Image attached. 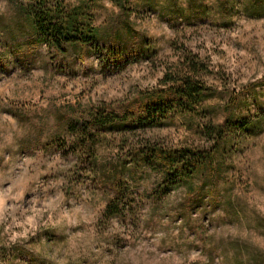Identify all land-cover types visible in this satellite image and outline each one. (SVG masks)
Wrapping results in <instances>:
<instances>
[{
    "label": "rangeland",
    "instance_id": "1",
    "mask_svg": "<svg viewBox=\"0 0 264 264\" xmlns=\"http://www.w3.org/2000/svg\"><path fill=\"white\" fill-rule=\"evenodd\" d=\"M23 1L0 0V264H264V0H93L96 41L69 45L63 56L30 43ZM125 24L128 56L108 64L101 46ZM188 53L206 65L198 75L212 88L200 113L134 136L206 147L213 143L206 127L225 125L219 171L182 215L173 208L191 193L186 186L153 210L105 221L106 196L88 179L84 157L48 139L65 129L59 119L69 109L118 110L137 91L158 87ZM243 120L251 125L236 126ZM106 141L102 162L132 137L107 133ZM154 178L145 176L142 188Z\"/></svg>",
    "mask_w": 264,
    "mask_h": 264
},
{
    "label": "trees",
    "instance_id": "2",
    "mask_svg": "<svg viewBox=\"0 0 264 264\" xmlns=\"http://www.w3.org/2000/svg\"><path fill=\"white\" fill-rule=\"evenodd\" d=\"M92 1L78 0L73 5H67L64 0L19 3V12L27 19L31 30L30 43L35 46L45 43L55 54L63 56L69 45L85 47L95 42L99 30L91 18ZM255 14L250 13L259 16ZM129 26L125 24L115 33V40L101 46L102 59L106 63L118 64L128 56L121 48L120 38L123 32L131 30ZM182 62L178 70L164 73L158 87L137 91L128 101L122 102L118 110L109 105L91 106L80 114L75 113L74 108L69 109L59 119L65 129L59 131L57 126V131L48 139V145L66 148L77 158L84 157L88 179L106 196L102 212L105 221L126 216L134 218L147 206L153 210L158 204L164 205L172 192L186 186V191L191 193L173 208L177 215H182L183 210L191 206L193 193L200 192L206 185V177H214L219 171L217 146L226 138L225 125L206 127L208 137L213 140L206 147H171L155 139L134 136L138 129L164 126L178 115L200 113L203 102L212 94V88L198 75L204 72L206 65L190 53ZM253 90L254 85L246 91ZM237 100L235 98L230 107L236 105ZM228 124H231L229 119ZM249 125V120L236 124L242 129ZM107 133L122 134L125 141L132 137V141L114 160L102 162L98 150L107 142ZM150 174L155 176L151 186L142 188V179ZM197 177L201 182L196 191L193 181ZM199 194L200 198L204 196Z\"/></svg>",
    "mask_w": 264,
    "mask_h": 264
}]
</instances>
